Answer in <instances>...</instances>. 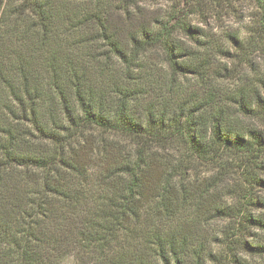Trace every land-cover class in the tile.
<instances>
[{
	"label": "trees",
	"instance_id": "16d2710c",
	"mask_svg": "<svg viewBox=\"0 0 264 264\" xmlns=\"http://www.w3.org/2000/svg\"><path fill=\"white\" fill-rule=\"evenodd\" d=\"M237 1L20 0L0 264H223L205 228L264 229V0Z\"/></svg>",
	"mask_w": 264,
	"mask_h": 264
},
{
	"label": "rangeland",
	"instance_id": "374dc122",
	"mask_svg": "<svg viewBox=\"0 0 264 264\" xmlns=\"http://www.w3.org/2000/svg\"><path fill=\"white\" fill-rule=\"evenodd\" d=\"M242 0H238L237 4H240ZM20 0H0V118L2 123L6 124L4 118L2 117V112L7 110V105L18 108L15 98L12 95V91L16 90L18 92V52L27 54L28 50L25 49L23 42L31 43V40H23V38H18V31L22 32L29 24L26 23L25 17H20L18 15V5ZM151 10L158 12V14H169L173 9H178L180 6V0H150ZM249 6V3L245 4ZM213 15H207L203 20V26L210 32L219 34L221 32L220 27H226L227 24H231L233 27L240 28L241 24L235 21V18L231 13H226L227 10L219 9ZM251 11V8H249ZM246 11V10H245ZM215 12V11H213ZM248 12V11H247ZM220 13V14H218ZM197 18L194 19V23H199ZM11 119V118H10ZM14 124L18 126V121L16 119H11ZM86 154H90L92 157V165L96 164L94 159L95 153L92 150L86 149ZM199 172L201 174L205 173L206 166L201 165L199 167ZM260 189L254 188L252 191L257 192ZM264 195V191H260ZM261 212L256 211V214ZM145 225V223H144ZM228 221L218 220L212 223L210 226L205 228L201 232L202 237L206 240L209 238L212 242H207L208 245L211 243V248L215 250L214 253L222 254V263L231 264L234 253L245 262V264H264V254L257 255L252 254L249 250L239 246L237 240H249L252 242H257L258 244H264V229L249 228L250 230H242L237 232L234 237L226 238L222 233V230L228 226ZM229 235H231L229 233ZM234 240V241H233ZM233 241V244H232ZM63 264H75V259L72 256L65 258ZM207 264H215L213 261H209Z\"/></svg>",
	"mask_w": 264,
	"mask_h": 264
}]
</instances>
